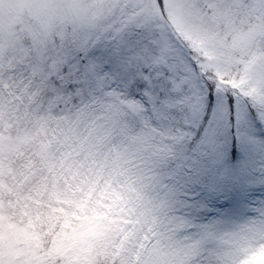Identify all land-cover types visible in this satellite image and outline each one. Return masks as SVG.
Masks as SVG:
<instances>
[{
    "label": "snow or ice",
    "instance_id": "1",
    "mask_svg": "<svg viewBox=\"0 0 264 264\" xmlns=\"http://www.w3.org/2000/svg\"><path fill=\"white\" fill-rule=\"evenodd\" d=\"M0 264H264V0H0Z\"/></svg>",
    "mask_w": 264,
    "mask_h": 264
}]
</instances>
